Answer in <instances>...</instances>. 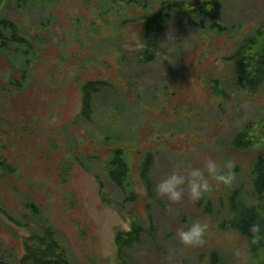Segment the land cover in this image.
<instances>
[{
    "label": "rangeland",
    "instance_id": "374dc122",
    "mask_svg": "<svg viewBox=\"0 0 264 264\" xmlns=\"http://www.w3.org/2000/svg\"><path fill=\"white\" fill-rule=\"evenodd\" d=\"M162 1L0 0V19L14 25L0 35V158L11 170L0 179V209L21 217L32 200L44 223L58 230L70 264H118L116 230L129 229L135 213L148 222L138 170L146 151L155 156V184L177 165L204 167L209 157L234 179L209 176L212 187L195 202L187 188L179 201L159 195V203L149 201L157 234L130 250L133 264H207L213 249L226 264L257 259L232 223L256 199L252 169L264 159V82L245 90L226 58L244 35L264 27V0H220L223 30L178 16L164 26L154 58L140 63L136 18ZM16 31L25 41L10 38ZM98 78L113 81L117 94L101 95L97 116L79 122L80 85ZM248 129L257 141L234 147L236 133ZM103 134L118 135L124 145L133 200L106 174L105 150L114 143ZM194 220L208 229L201 243L185 245L177 229ZM28 228L0 211V243L9 258L23 253L35 227Z\"/></svg>",
    "mask_w": 264,
    "mask_h": 264
},
{
    "label": "trees",
    "instance_id": "16d2710c",
    "mask_svg": "<svg viewBox=\"0 0 264 264\" xmlns=\"http://www.w3.org/2000/svg\"><path fill=\"white\" fill-rule=\"evenodd\" d=\"M142 2H140L141 4ZM142 7H146L143 4ZM221 9L220 0H200L198 2H189L187 0H167L162 1L159 6L151 11H142L136 20L141 26V44L142 46L135 50L136 59L140 63L151 61L161 43V34L164 26L169 21L177 20L178 16L194 18L196 25L200 28L209 26L217 30H223L218 17ZM12 22L7 18L0 19V35L2 28L12 29ZM10 38L14 41H25L19 32L10 33ZM18 49V47L16 48ZM227 61L234 75L235 81L239 86L247 91L255 92L264 82V27L257 28L253 33L244 35L234 46L232 52L227 55ZM81 91V109L77 115L80 122H88L97 116L96 101L105 93L117 94L118 87L109 79H86L80 85ZM117 96V95H116ZM98 102V101H97ZM117 107V106H116ZM119 107V106H118ZM117 107V108H118ZM112 122H107L105 128L111 127ZM253 130L237 132L233 138V146L237 148H246L251 146L257 140ZM105 142L111 139L113 146L105 150L106 158L103 165L106 174L121 190H127L124 199L133 200L134 192L129 188L128 177L129 165L126 161V150L115 134H103ZM118 143V144H117ZM155 156L151 151L143 153L140 163L138 164L139 176L146 190V210L148 211L147 223L138 216L137 213L131 215L129 229H117L114 235L116 246V259L118 264H133L130 250L139 245L143 236L154 239L157 234L156 226L149 211L151 202L159 203V197L155 192V180L152 170L154 167ZM8 162L0 158V179L5 178L10 168L5 165ZM252 197L256 198L252 203L244 204L243 208L236 212L232 226L235 227L246 238L250 244L252 254L257 257L254 264H264V236L255 240L251 226L257 222L261 225V232L264 233V159L259 157L255 160L252 169ZM100 192L102 182H100ZM103 195V194H102ZM29 201V203H27ZM116 205H119L116 200ZM108 202V201H107ZM24 206L30 208V213H23L15 216L6 208L0 211L12 222L29 227L34 231L23 239V253L20 257L9 258L2 250L0 243V264H70L66 255L65 247L62 243L58 230L51 224H45L39 212V208L32 200H27ZM239 209V208H238ZM31 225V226H30ZM207 264H226L220 252L216 249L208 253Z\"/></svg>",
    "mask_w": 264,
    "mask_h": 264
},
{
    "label": "clouds",
    "instance_id": "9594fccd",
    "mask_svg": "<svg viewBox=\"0 0 264 264\" xmlns=\"http://www.w3.org/2000/svg\"><path fill=\"white\" fill-rule=\"evenodd\" d=\"M227 167H234L231 161L226 162ZM207 173V175H206ZM209 176H213L217 181L231 183L234 179L231 171L225 172L221 170L217 161L212 158H207L204 167L189 166L186 169L181 165H177L170 173L164 176L155 185V192L161 197H167L171 201H179L183 199L185 188L190 195V198L195 202L210 190L212 187ZM255 233L253 239L258 240L264 236L261 232L259 222L251 226ZM208 224L200 220H194L186 227L177 229L179 240L185 245H195L203 241Z\"/></svg>",
    "mask_w": 264,
    "mask_h": 264
}]
</instances>
